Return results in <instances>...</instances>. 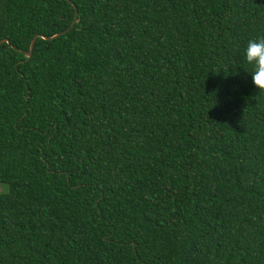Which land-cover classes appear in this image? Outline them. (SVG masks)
I'll list each match as a JSON object with an SVG mask.
<instances>
[{
	"label": "trees",
	"instance_id": "1",
	"mask_svg": "<svg viewBox=\"0 0 264 264\" xmlns=\"http://www.w3.org/2000/svg\"><path fill=\"white\" fill-rule=\"evenodd\" d=\"M258 36L264 0H0V264H264Z\"/></svg>",
	"mask_w": 264,
	"mask_h": 264
},
{
	"label": "clouds",
	"instance_id": "2",
	"mask_svg": "<svg viewBox=\"0 0 264 264\" xmlns=\"http://www.w3.org/2000/svg\"><path fill=\"white\" fill-rule=\"evenodd\" d=\"M244 56L246 63L252 67L253 83L264 91V36L249 39Z\"/></svg>",
	"mask_w": 264,
	"mask_h": 264
},
{
	"label": "water",
	"instance_id": "3",
	"mask_svg": "<svg viewBox=\"0 0 264 264\" xmlns=\"http://www.w3.org/2000/svg\"><path fill=\"white\" fill-rule=\"evenodd\" d=\"M67 2L70 3V0H67ZM73 7H74V10H75L74 20L72 21L70 27H69L66 31H69L70 29H72V28L75 26V24L77 23V13H78V11H77V8L75 7L74 4H73ZM66 31H63V32H61V33H58V34H56V35H54L53 37L48 38V39H49V40H52V39H54V38H56V37H58V36H60V35H62V34H65ZM36 37H37V36H35V37L32 39L29 50H28L27 52L24 53V55H25L26 58H29V57L32 55V52H33V45H34V42H35ZM4 41H7V42H8V40H4ZM4 41H1L0 44L3 43Z\"/></svg>",
	"mask_w": 264,
	"mask_h": 264
},
{
	"label": "rangeland",
	"instance_id": "4",
	"mask_svg": "<svg viewBox=\"0 0 264 264\" xmlns=\"http://www.w3.org/2000/svg\"><path fill=\"white\" fill-rule=\"evenodd\" d=\"M5 191H7V186L0 184V192H5Z\"/></svg>",
	"mask_w": 264,
	"mask_h": 264
}]
</instances>
